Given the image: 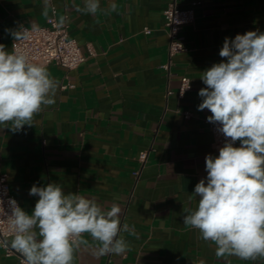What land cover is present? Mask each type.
Masks as SVG:
<instances>
[{
    "label": "crops",
    "instance_id": "1",
    "mask_svg": "<svg viewBox=\"0 0 264 264\" xmlns=\"http://www.w3.org/2000/svg\"><path fill=\"white\" fill-rule=\"evenodd\" d=\"M196 1L193 22L181 29L185 50L171 57L167 78L159 68L168 60L167 0H99L95 15L77 10L84 0H0V44L7 50L14 40L7 29L43 25L54 7L56 21L85 56L74 69L45 66L59 83L56 103L32 127L13 132L0 126V174L22 209L31 213L38 200L29 195L33 185L51 182L105 210L121 207L129 250L98 256L85 234L89 245L77 250L74 264H264L217 257L211 242L183 224L186 210L198 203L195 185L207 176L205 157L220 148L203 122L211 113L197 110L205 87L201 73L221 62L225 37L264 32V0H179V6ZM111 2L114 12L107 11ZM183 75L190 87L178 97ZM167 87L173 93L165 96ZM143 149L147 158L135 178ZM15 260L0 249V264Z\"/></svg>",
    "mask_w": 264,
    "mask_h": 264
},
{
    "label": "clouds",
    "instance_id": "2",
    "mask_svg": "<svg viewBox=\"0 0 264 264\" xmlns=\"http://www.w3.org/2000/svg\"><path fill=\"white\" fill-rule=\"evenodd\" d=\"M77 10L95 15L100 2L84 0ZM116 10L111 2L107 11ZM6 31L14 41L27 36L22 27ZM219 56L221 62L201 73L205 87L197 110L211 113L207 120L218 125L225 142L218 155L205 157L207 176L195 185L198 203L186 210L183 224L211 242L217 257L255 261L264 259V32L225 37ZM58 86L45 66L30 62L15 44L11 51L0 44V126L13 132L32 127L56 103ZM29 195L38 197L31 213L10 201V246L24 264H74L77 250L89 245L85 234L98 246V256L129 250L121 233L130 228L122 224L118 204L105 210L95 199L66 193L52 182L33 185Z\"/></svg>",
    "mask_w": 264,
    "mask_h": 264
},
{
    "label": "built area",
    "instance_id": "3",
    "mask_svg": "<svg viewBox=\"0 0 264 264\" xmlns=\"http://www.w3.org/2000/svg\"><path fill=\"white\" fill-rule=\"evenodd\" d=\"M196 3H199V1L193 2L190 7L181 8L179 6V0H167L166 6L163 9L164 27L168 38V60L165 63L160 64L159 68H161L167 78H170L173 75L170 70L171 57L174 54L185 50L181 29L183 25L193 22V6ZM55 12V8L51 7L50 15L47 17L46 22L43 25L35 27L22 25L21 27L27 30V36L25 39H21L19 41L13 40L11 43V50L13 44H15L16 50L25 54L28 60L32 63L40 64L42 66H46L49 63H55L65 69H74L85 60V56L81 53L75 39L68 35L66 25L58 24L55 19ZM142 30L144 33L149 32L147 27H144ZM65 87L66 85H62V88ZM189 87V78L185 75L181 76L176 90L177 96L181 97L189 89ZM171 93H173L172 89L167 87L165 96ZM188 115L189 113L187 111L184 112L185 117ZM203 122L212 135L213 145L216 148L222 147L225 142V138L218 131V125L209 123L207 117L203 119ZM146 158L147 150H140L137 155L139 166L132 172L135 178L138 177ZM11 200H15L17 202L16 197L9 190L6 174L1 173L0 249L5 257L14 256L16 259L15 264H24L21 255L15 252L10 246L11 240L15 234L9 220V216L11 215ZM247 264L253 263L249 262Z\"/></svg>",
    "mask_w": 264,
    "mask_h": 264
}]
</instances>
